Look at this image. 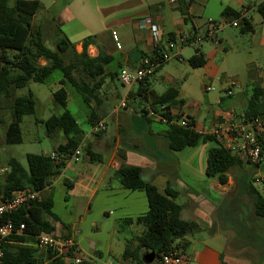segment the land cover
<instances>
[{"label":"trees","instance_id":"obj_1","mask_svg":"<svg viewBox=\"0 0 264 264\" xmlns=\"http://www.w3.org/2000/svg\"><path fill=\"white\" fill-rule=\"evenodd\" d=\"M197 0H177L175 8L180 12L184 22L192 24L190 7ZM41 8L39 0H0V101L4 100L10 110L11 121L6 125V142L19 143L22 141L21 121L25 115L36 113V99L31 89L27 95H17V91L29 87L30 82L44 83L49 77L55 76V85L51 91L53 100L60 106L62 112L52 114L42 120L47 135L54 138L61 132L66 138L65 143L59 144L51 154L29 153L27 154L28 167H24L15 157H10L4 165L9 168L8 173L0 182V191L10 194L17 189L30 188L44 190L51 179L59 176L67 166V160L82 146L88 160L92 163L104 161V153L96 151L92 143L83 146L86 133L80 126L78 119L68 108L71 87L81 96L86 105L87 121L92 128L106 115L97 111L94 106L102 104L101 92L106 80L118 77L122 67L117 62V68L112 70L109 66L115 57L99 44L95 36L88 35L82 40V50L76 49V43L66 36H61L57 41L56 49L49 48L44 40L41 27L33 23V17ZM256 9L264 22V0H261ZM222 16L229 19H238L241 32H251L253 26L242 12L226 6ZM193 32L192 34H194ZM191 34V33H190ZM174 39L176 34L167 35ZM95 45L97 54L91 55L89 47ZM138 51L140 56H153L155 49L150 53ZM141 58V57H140ZM194 67H202L206 58L199 48L188 59ZM162 65V64H161ZM160 65V66H161ZM60 71L56 75V71ZM147 76L140 82L138 93L143 94L149 102V106L156 112L170 115L171 108L180 105L183 101L178 99L179 89L176 86L167 88L158 94L148 89ZM165 108H162V106ZM140 113L148 123L153 120L148 117V111L142 107ZM248 117H254L264 113V87L259 84L253 87L252 95L244 111ZM172 117V115H170ZM174 117V116H173ZM176 117V116H175ZM164 138L167 146L172 150H182L186 147H194L200 143L214 141L215 145L208 149L206 174L209 177H217L220 184L229 182V173L233 168H242L244 163L231 151L220 146L215 137L208 133L199 132L196 129L195 120L191 117L190 126H180L165 123ZM93 133L101 136L103 131ZM123 157V155H121ZM244 170V169H243ZM243 173V172H242ZM115 177L121 185L131 191H144L148 200V210L136 217H126V224H142L143 232L130 239L121 256V264H148L144 255L149 252L156 254V259L149 264H159L163 253L173 249L185 251L190 244L188 229L193 230L195 223L182 217V205L176 199L178 191L172 187H166L160 191L158 186L143 178V168L137 165L127 164L124 161L114 171ZM253 178L245 174L240 177L239 183L242 196L249 197L250 222L243 223L233 216V229L242 235L252 232L255 235L256 228L264 229V196L254 185ZM69 188H73V181L66 180ZM241 196V197H242ZM240 200V199H239ZM54 199L47 195L41 200L33 201L29 206L16 214L17 222H25L24 235H12L9 242L3 245L5 264H66L61 257H54L52 253L39 252L34 245L35 236L42 231L53 232L56 226L46 219L50 216L54 221L60 222L65 236H72L71 228L64 223L54 212ZM264 243V242H263ZM258 246V245H256ZM260 247V246H258ZM263 252L264 249L260 247ZM71 254L80 256L79 247ZM262 255V254H261ZM263 256V255H262ZM261 256V257H262ZM83 264H90L84 259Z\"/></svg>","mask_w":264,"mask_h":264},{"label":"rangeland","instance_id":"obj_2","mask_svg":"<svg viewBox=\"0 0 264 264\" xmlns=\"http://www.w3.org/2000/svg\"><path fill=\"white\" fill-rule=\"evenodd\" d=\"M41 8L33 17V23L37 27H41L43 37L46 45L51 49H56L57 41L61 36L68 37L74 43L83 38L86 33L90 34V31L100 32V43L111 45V49L114 53L120 54V49H117L116 39L124 47V50L134 46V35L132 31L131 18L136 14L144 15L153 13L152 10L155 4L161 8V14L165 16L163 19V26L165 32L168 34L170 31L178 30V21L181 19L180 12L174 7V3L171 0H39ZM238 6L244 4L246 0H235ZM252 2L256 0H250ZM214 1L211 2V7H215ZM237 6V7H238ZM202 11V10H201ZM204 18L209 17V14L203 11ZM260 17L257 11L250 13L249 18ZM220 19V15L217 17ZM57 19H60L57 20ZM59 21V22H58ZM64 21L62 25H60ZM81 23V24H79ZM240 26H225L218 30L216 36L226 38L231 42L237 41L244 47H249L250 33L241 32ZM166 36V35H165ZM239 38V40L237 39ZM209 43V44H208ZM204 46L213 45L211 42L204 41ZM81 47L78 51H81ZM89 53L93 55L96 53V48L92 51L89 47ZM229 51L226 50L224 55ZM195 50L193 46H186L182 51V56L177 54V47L175 46L171 53L172 58L169 61L164 62L153 73L147 76V84L151 86L156 92H163L166 88L174 85L179 88L180 96L185 99L186 110L190 112H197L196 117L200 118L204 116L208 111L209 102L214 103L215 96L219 93L220 81L211 82L215 90L206 91L204 89L205 82V69L203 67H192L188 59L194 54ZM255 49L249 48L246 52V60L264 62V56L259 54ZM260 56V57H259ZM225 62L232 73L229 75L231 78H240L245 82L246 75L244 74V66H239V61L236 63L238 57L236 53L230 51L225 56ZM261 58V59H260ZM116 64H112L109 67ZM241 68V69H240ZM56 75L60 71L55 72ZM48 82L38 83L30 82L29 87L22 88L17 91V95H27L28 89H31L36 99V113L31 115H25L21 121L22 129V141L19 143H7L6 142V125L11 121L10 110L7 104H4V100L0 101V162L6 165L10 157L18 159L24 167H28L27 154L29 153H49L53 150L55 145L54 138H50L47 135L46 128L42 122L52 114H59L62 112L60 106L53 100L52 91L50 88L51 79ZM136 86V85H133ZM70 93V101L68 108L78 119L80 126L84 129L86 134H90V125L87 119L86 105L83 102L80 95H78L71 87L67 88ZM127 90L126 86H123L119 79L115 78L107 79L101 92L102 104L99 106L94 105L97 111L104 113L106 116L102 119L106 124V129L103 131L108 135L117 136L118 124L114 121L112 115L115 111L121 115L122 111L125 112V116H120L119 126L121 139L123 141L130 142L131 146L144 147L143 141L139 142V139L134 138L131 140L127 135V130L122 126L125 124L133 123L132 117L134 110H138L139 101H144V98L135 97L130 95L123 97V93ZM142 99V100H141ZM126 101V107H122L121 103ZM242 107L238 105L236 109L239 111ZM136 119V118H135ZM135 121V120H134ZM153 130L166 129V125L159 122H151ZM136 130L141 132L144 127V123L139 119L135 121ZM96 136V135H95ZM215 145L214 141L206 143H200L195 149L197 151L198 161L202 160V163L207 162V150ZM104 148L106 146L104 145ZM87 156L85 152L81 154L78 161L72 162L76 170L68 169L65 173V178L76 182L78 180V173L83 171L86 167ZM199 165V163H198ZM78 172V173H77ZM243 172V173H242ZM245 174L248 178H253L260 175H264V170L259 167L247 164L245 169L233 168L230 173L229 182L224 185L222 189L215 190L213 186H210L209 192L211 195L203 193L207 203L214 205L217 211L212 214V218L223 224L227 228V232L230 234L231 241L228 243L227 251L231 254H236L244 258L249 264H264V251L262 252L260 247L264 249V229L256 228L255 235L252 232L247 234H238L231 227H233V216L240 219L243 223L250 222V199L249 197L242 196V189L239 183L240 177ZM197 180L194 181V188L200 192L204 186L203 179H208V183L213 177L197 175ZM189 183V180H185ZM190 183H192L190 181ZM254 185L258 188V183L253 181ZM85 184L80 182L79 185L73 190L66 184L65 179H60L56 182L51 189L54 199V212L61 218V220L74 229L73 236L78 242L79 246L87 252H103V254L113 263L117 264V257L115 252L111 255L108 254V245L111 242V232L114 230H120L123 233V227L125 218L128 211L122 209L119 204V199H111L107 197L105 192H99V194L91 200V204H88L89 195L92 192L94 186H90L89 189H84ZM140 193L143 192H137ZM144 195V193L142 194ZM242 196V197H241ZM217 198V199H216ZM240 199V200H239ZM176 201L185 205V211L194 207V203H203L204 198L198 197L194 193L183 192ZM194 201V202H193ZM206 203V202H205ZM107 210V213L104 211ZM190 218V217H189ZM61 224V223H60ZM264 224V223H263ZM139 224H134L138 226ZM56 233L64 234L65 231L61 225H58L54 230ZM95 244V245H94ZM260 247H258V246ZM119 244H112L114 250L119 248ZM263 256H262V255ZM80 256L86 255L82 252ZM262 256V257H261ZM45 264V263H44ZM156 264V262L154 263Z\"/></svg>","mask_w":264,"mask_h":264},{"label":"crops","instance_id":"obj_3","mask_svg":"<svg viewBox=\"0 0 264 264\" xmlns=\"http://www.w3.org/2000/svg\"><path fill=\"white\" fill-rule=\"evenodd\" d=\"M176 1L177 0H171V2L174 3V7ZM213 1L216 4L215 7H211V2ZM260 1L261 0H256L252 2L250 0H246L244 4H242V2L241 5L238 6L235 0H197L189 9L193 23L186 24L181 15V19L177 24L179 27L178 30L168 32V34L175 33L176 35H179L182 32L191 34L193 32L196 33L200 31L198 30L199 27L197 28V26L204 25L207 19H218V15H220L221 19L223 17L222 11L226 6H231L241 11L242 15L248 18L253 26V30L251 32H245L247 34H251L249 36L250 44L248 48L246 46L244 47L240 43H237V41L231 42L223 37H218L217 39H206L197 45H179V47H177L176 55L178 56H182V51L186 46H193L194 50L199 48L202 55L206 58V63L204 66H202L206 71L204 78V89L206 84H211L214 87V85L209 82L210 79L215 82L218 80L220 81L219 93L215 96L214 100V103L217 104V106L214 107L213 103L209 102L207 115L205 113L204 116H201L200 118L196 117L198 111L190 112L185 109V99L180 96L179 90L178 99L183 102L180 105L173 107V110L176 111L177 109H181L193 117L195 120L196 129L200 132L208 133L212 129L214 123L220 117H222V115L224 116L228 110L234 109L238 113H244L248 101L252 95L253 87L257 84L264 87V62L261 63L258 60L250 61L246 60L245 58L246 52L249 48L255 49L259 54L264 56V22L260 14V17L258 18H249L251 12L257 11L256 6ZM152 10H155L156 14L149 13L144 14L143 16L136 14L131 18H127L131 20L132 31L134 35V46L124 50V47L116 39L117 49L121 50L120 54L114 53L111 49V45L100 43V32L90 31V34L88 35L95 36L96 41L101 44L107 52L115 57V60L112 64H117L119 61L121 63L120 67H135L139 65L141 59L144 57L140 56L138 51H134L135 49L143 51L144 53H150L153 50L152 37L149 27L142 21L144 17H152V19L160 25L163 35H168L164 30L163 19L165 16L163 13L161 14V8L158 6V4H155ZM203 11L209 14V17L204 18L202 16L204 15ZM57 20L60 21V19ZM60 23V25H62L65 22L62 21ZM84 35L85 36H83V38L75 42L77 51L79 47L82 48V40L88 36L86 33ZM237 39L239 40V38ZM204 41L211 42L213 45L204 46ZM118 44L121 45V48L118 47ZM90 47L92 48V51H94V48H96L95 45H91ZM228 49V52L233 51L236 53V57H238L236 63L239 61V66H244V74L246 75L245 82L240 80V78H236L238 85L233 88L232 94H228L227 90L229 88L231 79L235 78L229 77V75H231L230 73L232 72L224 61L228 52L226 55H224V53ZM96 54L97 48L96 53L93 55ZM1 65L0 49V67ZM110 68L112 70L118 69L115 67V65L111 66ZM50 78L52 77H49L45 82H48ZM54 85L55 78L51 79L50 88L52 89ZM139 85L140 84H136V86L127 87V90L123 93V97L130 95L132 98L140 97L145 99L143 94H139L137 92ZM147 86L149 90L156 92L149 84ZM212 90H215V87ZM163 92L156 93L161 94ZM149 105L150 104L146 99L145 102L139 101L137 108L138 110H134V115L132 117L133 123H126L125 127L122 126L125 130H127L126 135L131 140L134 138H138L139 142L141 140H145L143 141L144 147L131 146L129 144L130 142L123 141L121 139L119 119L120 116H125L126 113L123 111L121 115H119L117 111H115L112 115L114 121L118 124V133L115 137L108 135L106 132H104L101 136H95L92 128L90 127V134H86L83 146L86 145V143H92L96 151L104 153V161L101 163H92L86 159L85 169L80 173L77 172L78 180L76 182L73 181V190L77 185L80 184V182L85 184L84 189H89L90 186H94V188H92L91 194L89 195L88 204H91V200H93L100 191L105 192L108 198L119 199V202L115 201V203L119 204L122 209L129 212L127 217H136L148 210V200L146 194L144 191H131L124 188L120 181L115 177L114 171L123 161L127 164L140 166L143 168V178L156 184L160 191L163 192L165 191L166 187L170 186L178 191V197L183 192H190L194 193L198 197L204 198L203 203H194V207L187 211H185V205L181 204L182 217L195 223L194 229L191 230L187 237L190 241V244L185 251H181V254L185 257V261L182 264H249L244 260L243 257L236 254H231L227 251L228 243L231 241L230 234L227 232L228 230L223 224H220V222L217 223V221L212 218V214L217 211V209L214 207V205H209V203H207V200L203 194L207 193L206 195L212 196V194L209 192L210 186H213L215 190H220L224 188V185L219 183L217 177H213L210 181V184L208 183V179L202 178L204 181V186L201 188L200 192L196 191L194 188V181L198 179L197 175L208 176L206 174L207 162L204 164L202 163V160L198 161V154L195 149L198 145L194 147H186L182 150L169 149L164 138L165 129L154 131L152 124L148 123L140 113L142 107L148 109L150 107ZM238 105L242 107L239 111L236 109ZM148 117L150 116L148 115ZM135 118L144 123V127L141 132H139L140 130H136L137 128L135 126ZM150 118L153 120L152 122L155 121L165 124L156 118ZM56 136L57 137L54 138L55 145H53V150L59 144L66 142V138L61 132H58ZM104 145L106 148H104ZM53 150L44 154H50L53 152ZM121 155H123V157ZM246 165L247 164H244L241 169H245ZM71 168L76 170V167L73 166L72 163H67V166L64 168L63 172L59 176L51 179L50 184H48L42 193L43 197L52 194L51 189L60 179L63 178L68 180L65 178V173ZM261 168L264 170V161L259 166V169ZM185 180H189V183L185 182ZM190 181L192 183H190ZM258 189L264 196V185L258 184ZM137 192H143L144 195H142L143 193H140L141 195H136L139 194ZM104 213L108 214L107 210H105ZM46 219L51 221L56 227L61 225L60 222L54 221L50 216H46ZM134 224H127L124 226L122 228L123 233H120V230L117 229L111 232L110 239L112 243H109L107 251L109 255L115 252L118 261L117 264H121V256L124 252L127 242L133 237L140 235L144 230V226L142 224H139L138 226H134ZM70 228L73 236L74 229L72 227ZM116 243H118L120 246L118 249L114 250L112 244ZM79 252H83L86 255V257L83 256V258L87 259L90 264H115L106 258L103 252H87L84 251L80 246Z\"/></svg>","mask_w":264,"mask_h":264},{"label":"built area","instance_id":"obj_4","mask_svg":"<svg viewBox=\"0 0 264 264\" xmlns=\"http://www.w3.org/2000/svg\"><path fill=\"white\" fill-rule=\"evenodd\" d=\"M142 21L149 27L155 52L153 56H144L139 65L135 67L124 66L120 69L118 79L126 87L140 84L146 76L153 73L161 64L169 61L173 56L171 51L175 46L197 45L203 40L212 39L216 36L217 31L225 26H239L238 19L234 20L226 17L207 19L204 25L197 26L200 31L194 34L182 32L176 35L174 39H171L167 35H163L160 25L152 17H144ZM118 47L121 48V45L118 44ZM237 85L238 81L231 79L227 93L232 94L233 88ZM213 88L211 84L205 85L207 91ZM121 106L126 107V101H123ZM162 108H165V106L163 105ZM147 111L150 117L164 123L185 127L190 126L191 123V116L181 109L174 111L171 108L169 112L172 117L164 114L167 112L166 110H163V114H161L149 107ZM105 129L106 124L103 120L92 127V131L94 132L104 131ZM208 134L213 135L220 146L231 151L244 164L259 167L264 161V113L248 117L245 113H238L234 109L228 110L224 116L222 115L214 123ZM83 151V147L80 146L67 160V163L78 161ZM50 154L52 158H56L54 152ZM8 171L9 168L0 163V182ZM254 181L264 185V175L259 174L254 177ZM43 191L30 188L17 189L10 194H6L3 190L0 191V264H5L3 245L9 242L8 238L12 235L25 234L26 224L23 221L17 222L16 214L29 206L33 201L41 200L43 198ZM34 245L38 248L39 252L49 251L54 257L64 259L66 264L84 263L83 257L71 254L79 247L74 236H65L54 231H42L35 236ZM184 261L185 257L181 254V251L173 249L162 254L159 264H182Z\"/></svg>","mask_w":264,"mask_h":264},{"label":"water","instance_id":"obj_5","mask_svg":"<svg viewBox=\"0 0 264 264\" xmlns=\"http://www.w3.org/2000/svg\"><path fill=\"white\" fill-rule=\"evenodd\" d=\"M191 232V229H188V233ZM156 259V254L154 252H149L148 254L144 255V260L146 263H151Z\"/></svg>","mask_w":264,"mask_h":264}]
</instances>
